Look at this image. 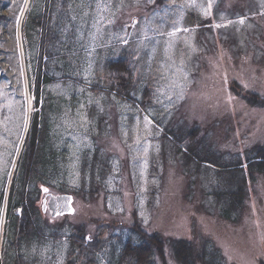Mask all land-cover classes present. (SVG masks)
Masks as SVG:
<instances>
[{"label": "rangeland", "instance_id": "obj_1", "mask_svg": "<svg viewBox=\"0 0 264 264\" xmlns=\"http://www.w3.org/2000/svg\"><path fill=\"white\" fill-rule=\"evenodd\" d=\"M34 10L41 16L31 22L51 19L60 31L61 53L74 34L79 46L46 64L56 81L40 100L57 166L37 205L67 193L74 210L42 211L51 234L22 244L26 261L130 264L119 258L138 241L139 222L195 244L190 261L165 244L156 264H203L209 239L224 264H264V166L247 165L264 145V106L246 99L264 98V0H0V264L10 185L36 110L33 64L47 59L37 57L41 26L30 23L33 40L25 32ZM126 54L143 90L121 97L104 88L106 63ZM83 230L85 245L104 246L81 248L71 235Z\"/></svg>", "mask_w": 264, "mask_h": 264}, {"label": "trees", "instance_id": "obj_2", "mask_svg": "<svg viewBox=\"0 0 264 264\" xmlns=\"http://www.w3.org/2000/svg\"><path fill=\"white\" fill-rule=\"evenodd\" d=\"M158 1L159 0H153L155 3ZM67 3H70V0H67ZM49 8H51V5H49ZM36 10L29 14V21L27 20V29L25 32L33 40L35 36L32 38V35L36 30L34 26H41L36 35V37L40 36L41 38L40 51L37 57H39L40 60L44 59V57L47 59L42 60L43 62L41 61V63L35 64L34 62L33 64V70H35L36 75V88L34 92L36 95V110L31 117V128L24 142L26 143V146L20 154L21 156L19 155L20 158H18L17 161L7 199V238L9 240L6 241L5 246H3L4 264H30V260L27 262L24 258L22 244L24 242H33L38 236L41 238L42 234L47 235L50 233L44 231L48 226L42 221L43 213L37 205L40 194V183L45 182V179L50 176L47 172H50L57 166L55 150L51 144L50 124L46 114L40 112L43 106L40 103L43 92L49 84L54 83L56 80H54L55 77H53V74L50 72L46 73L44 67H46L47 63H51L53 66L55 61L50 59L58 57L59 54L74 53V51L79 48L78 43L72 41V39H75L76 37L74 34L71 37L72 39L67 53H61L57 49L61 33L58 29L55 30L53 21L51 19L48 20L45 24L46 26H42L41 20L31 22L36 17L41 16V14H32L33 12H36ZM30 23H33L34 26L30 25ZM77 33L78 27L76 29V34ZM50 42L51 44H49ZM133 58V54H131V56L126 54L119 58L107 61L106 69L109 74L106 79L107 81L105 82V89L112 91L121 97H126L132 92H135L137 95L139 94V91L141 93L143 88L137 90L138 79L134 74L135 67L134 64H132ZM147 93L148 90L145 88L143 91L144 99L147 98ZM254 96L255 95H247V101L250 104L264 106V98L259 101L255 98L257 101H253L252 97ZM258 97L260 96L258 95ZM139 102L140 105L143 104L140 99ZM253 161L260 164V166H264V145L254 148V156L253 158L248 159L247 165L255 166V163H252ZM4 195L3 192V195L0 196V203H3ZM243 195L244 188L240 186L234 192L232 199L241 200ZM215 196L216 198H220L223 197V194L216 191ZM226 197L231 199V195L229 194L226 195ZM225 215L228 216V213L226 212ZM131 230L134 234H138V241L129 240L125 243L126 247L124 254L121 252L119 258L120 262L123 260L130 264H156L155 256L158 255V253L161 257L163 256L165 244H168L176 250L177 257L187 258V261H190V254L195 252V244L191 241H173L171 238L166 239L158 232L150 233L146 231L139 222L132 226ZM85 233L86 231L83 230L82 234L75 233L74 235H71V238L75 243H79V246L83 249H86L93 241L96 243L95 247L102 248L104 246L105 241L92 240L93 238L90 240L88 239V244L85 245L87 241V239L85 241ZM15 240H19L20 244H15ZM208 241V247H205L202 250V253L198 256L200 260L203 264H224V256L220 249L215 246L216 244L213 239H209ZM206 255H208L206 259H203ZM75 261V259L71 258L68 261V264H74ZM75 264H77V261Z\"/></svg>", "mask_w": 264, "mask_h": 264}, {"label": "water", "instance_id": "obj_3", "mask_svg": "<svg viewBox=\"0 0 264 264\" xmlns=\"http://www.w3.org/2000/svg\"><path fill=\"white\" fill-rule=\"evenodd\" d=\"M72 194H47L42 200V211L51 212V216H58L71 213L73 211Z\"/></svg>", "mask_w": 264, "mask_h": 264}]
</instances>
